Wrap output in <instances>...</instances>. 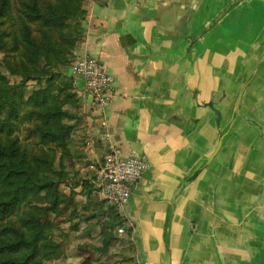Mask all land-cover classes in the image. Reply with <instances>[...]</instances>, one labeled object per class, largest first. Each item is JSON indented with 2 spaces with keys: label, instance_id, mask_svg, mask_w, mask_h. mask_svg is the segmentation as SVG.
Returning a JSON list of instances; mask_svg holds the SVG:
<instances>
[{
  "label": "crops",
  "instance_id": "crops-1",
  "mask_svg": "<svg viewBox=\"0 0 264 264\" xmlns=\"http://www.w3.org/2000/svg\"><path fill=\"white\" fill-rule=\"evenodd\" d=\"M84 9L76 56L105 64L114 96L97 107L72 72L81 124L71 148L83 145L82 179L112 148L146 158L121 213L135 264H264V0H85Z\"/></svg>",
  "mask_w": 264,
  "mask_h": 264
},
{
  "label": "trees",
  "instance_id": "trees-1",
  "mask_svg": "<svg viewBox=\"0 0 264 264\" xmlns=\"http://www.w3.org/2000/svg\"><path fill=\"white\" fill-rule=\"evenodd\" d=\"M57 1L58 6L44 11L37 0L32 4V0H22L24 24L20 38L24 60L11 70L21 83L8 84L0 71V116L8 113L2 124L12 134L18 121L31 123L29 134L37 148L33 154L35 149L24 146L19 139H8V144L0 142V221L9 220L24 205L31 208L21 224L9 221L0 228V264H39L41 259H55L59 246L52 238L53 226L47 218L59 209L60 187L82 188L81 194L89 200L95 190L94 179L80 177L74 181L63 162V156L71 153L73 136L81 124L74 78L66 67L83 41L85 0ZM10 5L12 0L0 1V18ZM28 22L42 24L39 37ZM4 43L0 31V51ZM30 81L37 87L28 96L26 87ZM96 217L103 222L100 238L108 249L116 229L125 227V221L114 206L102 208L91 218ZM126 232L129 238L131 231Z\"/></svg>",
  "mask_w": 264,
  "mask_h": 264
},
{
  "label": "rangeland",
  "instance_id": "rangeland-1",
  "mask_svg": "<svg viewBox=\"0 0 264 264\" xmlns=\"http://www.w3.org/2000/svg\"><path fill=\"white\" fill-rule=\"evenodd\" d=\"M25 1L29 2L30 0ZM34 1L32 0L31 4ZM37 1L44 11L49 7L59 5L57 0ZM21 3L22 0H12V5H10L7 13L4 14V17L0 18V31L5 41L4 50L0 51V59H2L0 71L10 85L21 83V78L11 71L13 70L12 66L18 65L24 60L23 39L21 40L20 38V32L24 24V7ZM28 26L35 35L38 37L41 35L39 31L43 29L42 24L28 22ZM76 51L75 59L66 67V72L71 73V75L74 73L77 61L81 59L77 58ZM36 87L34 81L27 83L26 95H31ZM7 116L8 113L5 112L0 116V142L8 144V139H19L24 146H28L30 149L33 147L35 149L33 154H35L37 150L34 145L36 140L29 134V131L33 128L32 124L28 121H18L15 123L12 134H10L2 124ZM77 146L78 148L74 150L71 148L70 154L68 152L63 156L64 165L68 172L70 170L74 181L81 177L78 174L81 172L84 164L83 158H85L83 145L77 144ZM59 159L60 153L56 160L57 167L59 166ZM76 189L69 185H62L60 187L62 201L59 209L56 212L50 213L47 218V221L53 226L52 238L59 248L55 249V259H41L39 264H135L133 261L134 247L131 241L128 240L129 238L126 236V231L123 227V232L119 231L121 227L116 229L114 238L108 243V249H105L106 245L100 238L103 222L99 217L91 218L103 208V204L98 208L97 206H93V202L89 204L87 201L86 204L84 199L78 198L80 195ZM30 209L29 206H22L9 220L0 221V228L5 226L9 221L13 223L17 221L18 224H21V219L31 211ZM103 251L107 252L103 253ZM54 255H50L49 257Z\"/></svg>",
  "mask_w": 264,
  "mask_h": 264
},
{
  "label": "built area",
  "instance_id": "built-area-1",
  "mask_svg": "<svg viewBox=\"0 0 264 264\" xmlns=\"http://www.w3.org/2000/svg\"><path fill=\"white\" fill-rule=\"evenodd\" d=\"M107 73L105 64L90 56L79 59L74 68V74L85 79L86 91L101 109L109 106L114 96V80ZM104 137L109 138V134L106 133ZM147 167L146 158L133 154L123 156L120 149L112 148L94 177L95 193L121 214ZM119 231L123 232L122 228Z\"/></svg>",
  "mask_w": 264,
  "mask_h": 264
},
{
  "label": "water",
  "instance_id": "water-1",
  "mask_svg": "<svg viewBox=\"0 0 264 264\" xmlns=\"http://www.w3.org/2000/svg\"><path fill=\"white\" fill-rule=\"evenodd\" d=\"M216 114H217V116H218V128L220 127V121H221V113L219 112V111H216ZM222 144H223V138H221V140H220V142H219V145H218V147H217V149H216V151H215V153L213 154V156H212V159L218 154V152L220 151V149H221V147H222ZM211 159V160H212ZM170 264V263H169Z\"/></svg>",
  "mask_w": 264,
  "mask_h": 264
}]
</instances>
